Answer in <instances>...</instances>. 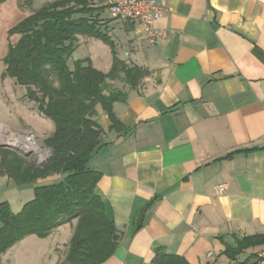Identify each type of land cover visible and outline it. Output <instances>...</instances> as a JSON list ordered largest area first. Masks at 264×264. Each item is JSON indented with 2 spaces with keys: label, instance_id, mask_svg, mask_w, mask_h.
<instances>
[{
  "label": "crops",
  "instance_id": "0c3cea01",
  "mask_svg": "<svg viewBox=\"0 0 264 264\" xmlns=\"http://www.w3.org/2000/svg\"><path fill=\"white\" fill-rule=\"evenodd\" d=\"M162 3L155 41L131 23L100 17L117 57L150 72L127 90L125 103L113 104L124 131L111 129L96 108L102 144L88 167L100 174L95 192L119 235L101 264H152L157 249L189 264H252L264 245L233 259L223 252L236 240L264 235V0ZM104 46L91 64L107 73L112 55ZM40 125L33 128L46 139L54 127ZM32 198V185L0 175V203L12 213ZM75 223L45 238L25 237L1 264H60Z\"/></svg>",
  "mask_w": 264,
  "mask_h": 264
},
{
  "label": "trees",
  "instance_id": "16d2710c",
  "mask_svg": "<svg viewBox=\"0 0 264 264\" xmlns=\"http://www.w3.org/2000/svg\"><path fill=\"white\" fill-rule=\"evenodd\" d=\"M6 1L0 0V5ZM107 7L93 0H56L8 31L2 76L25 87L26 99L54 128L44 141L51 156L40 166L0 148V175L19 187L33 186V198L20 212L12 213L7 202L0 203V264L2 255L25 237L45 238L73 220L76 223L60 264H101L118 245V231L95 192L100 174L88 167L102 144L96 108L100 106L106 113L111 129L124 131L112 107L116 102L125 103L128 94L110 82H122L133 90L150 72L117 57L113 40L100 28ZM13 36L18 39L10 43ZM79 37L99 39L110 48L112 65L107 73L95 69L87 58L68 65ZM50 177L57 179L44 181ZM262 245L264 235L244 237L236 240L235 248L226 246L223 253L233 259L245 249ZM152 264L189 263L157 249Z\"/></svg>",
  "mask_w": 264,
  "mask_h": 264
},
{
  "label": "rangeland",
  "instance_id": "374dc122",
  "mask_svg": "<svg viewBox=\"0 0 264 264\" xmlns=\"http://www.w3.org/2000/svg\"><path fill=\"white\" fill-rule=\"evenodd\" d=\"M54 1L56 0H8L0 5V144L8 145L4 149L15 152L24 158L26 162L32 164H34L41 151L35 152V154H26L22 151L21 144H13L11 141L17 143L19 139L16 136H25L27 133H32L36 137L39 147L43 149L46 147L45 139L37 135L39 132L36 133L33 127H38L44 123L51 127L53 124L48 119H39L35 116L33 112L36 110V105L26 99L25 87L17 85L9 77L2 76L4 70L2 59L7 51L8 31L33 11L39 10L44 5ZM102 17L106 20H112L107 11L102 13ZM115 34H119V30ZM17 39V36H13L9 39V42L14 43ZM119 39L121 40V38ZM102 46H104V43L99 39L81 37L68 61V65L71 67L74 61L85 58L89 59L90 62L95 60L96 57H99ZM111 86L123 91L128 90V86L119 81H113ZM39 127L44 130V126L40 125ZM54 179H57V177H54ZM61 252L65 253L66 251L62 250Z\"/></svg>",
  "mask_w": 264,
  "mask_h": 264
},
{
  "label": "built area",
  "instance_id": "2783aa9c",
  "mask_svg": "<svg viewBox=\"0 0 264 264\" xmlns=\"http://www.w3.org/2000/svg\"><path fill=\"white\" fill-rule=\"evenodd\" d=\"M163 11L162 0H110L107 7V12L112 19L133 24L139 34L150 35L153 41L156 39L154 24L162 16ZM24 138L26 147L20 146L22 151L26 154H35V152L41 151L34 164L40 166L45 163L51 156L52 150L47 147L41 149L32 133H27ZM224 187L225 185L218 186L219 192L224 191ZM207 258L213 259L214 254L208 252ZM214 264L225 263L215 261ZM252 264H264V250L256 253Z\"/></svg>",
  "mask_w": 264,
  "mask_h": 264
},
{
  "label": "bare ground",
  "instance_id": "6f19581e",
  "mask_svg": "<svg viewBox=\"0 0 264 264\" xmlns=\"http://www.w3.org/2000/svg\"><path fill=\"white\" fill-rule=\"evenodd\" d=\"M13 135V134H12ZM16 136V135H15ZM17 137V139H19V141H17V143H14L13 141H11L13 144H21V146L22 147H24L25 146V143H26V141H25V138H24V136H16ZM26 147V146H25Z\"/></svg>",
  "mask_w": 264,
  "mask_h": 264
},
{
  "label": "water",
  "instance_id": "95a60500",
  "mask_svg": "<svg viewBox=\"0 0 264 264\" xmlns=\"http://www.w3.org/2000/svg\"><path fill=\"white\" fill-rule=\"evenodd\" d=\"M8 145H5V144H0V148H7Z\"/></svg>",
  "mask_w": 264,
  "mask_h": 264
}]
</instances>
